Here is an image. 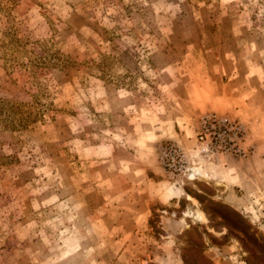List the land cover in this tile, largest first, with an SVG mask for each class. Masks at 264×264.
Wrapping results in <instances>:
<instances>
[{
  "label": "rangeland",
  "instance_id": "obj_1",
  "mask_svg": "<svg viewBox=\"0 0 264 264\" xmlns=\"http://www.w3.org/2000/svg\"><path fill=\"white\" fill-rule=\"evenodd\" d=\"M0 264H264V0H0Z\"/></svg>",
  "mask_w": 264,
  "mask_h": 264
},
{
  "label": "built area",
  "instance_id": "obj_2",
  "mask_svg": "<svg viewBox=\"0 0 264 264\" xmlns=\"http://www.w3.org/2000/svg\"><path fill=\"white\" fill-rule=\"evenodd\" d=\"M245 138L246 128L241 122L217 114L202 117L198 122V141L202 146V152L207 156L241 157L245 155L242 147ZM171 154V159L168 155L164 157L167 163L170 165L171 162L177 161V165H180L178 161L182 160L184 152L174 150V154Z\"/></svg>",
  "mask_w": 264,
  "mask_h": 264
},
{
  "label": "bare ground",
  "instance_id": "obj_3",
  "mask_svg": "<svg viewBox=\"0 0 264 264\" xmlns=\"http://www.w3.org/2000/svg\"><path fill=\"white\" fill-rule=\"evenodd\" d=\"M192 215H193V214H192ZM194 216H196L197 218L201 219L203 222H206V221H207V219H206L204 213L201 212V211H197V212L194 214Z\"/></svg>",
  "mask_w": 264,
  "mask_h": 264
}]
</instances>
